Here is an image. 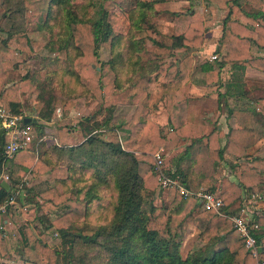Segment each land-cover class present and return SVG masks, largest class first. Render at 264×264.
Segmentation results:
<instances>
[{"label":"trees","instance_id":"16d2710c","mask_svg":"<svg viewBox=\"0 0 264 264\" xmlns=\"http://www.w3.org/2000/svg\"><path fill=\"white\" fill-rule=\"evenodd\" d=\"M72 1L22 0L20 2L23 9V23L32 19L33 16L44 18L50 16L51 6L60 11L68 8L66 9L68 17L65 16L64 23L66 24L65 32L68 33L67 41L71 38L74 46L81 52V56L74 61L76 76L81 80L82 85L84 84L83 86L93 93L90 94L84 89L78 91L77 95L93 99L94 95L100 102V108L96 113L86 115L80 122L81 129L86 134L81 143L64 147L68 143L69 130L61 125L57 131L60 146L51 145L42 154L45 156L49 153L63 164L66 163L65 177L68 178L70 171L76 172V177L72 178L75 181L83 180L84 172L90 170L88 179H85L89 182L88 187L83 191V197L79 198L70 191L69 186L59 191L51 185L45 188L38 201H35L37 195H31L34 184L43 179L42 174L45 171L54 176L61 175L60 169L57 171L51 169V166L47 164L49 161H45L43 156L35 159L34 154L27 151L28 148L18 149L11 156H5L3 146L6 133L0 127V170L4 166L10 175L9 187L6 188L3 185L0 187V202L18 186L23 175L30 171L31 176L24 183L22 182L21 192L24 193V198L22 200L17 197V199L23 204L26 203L27 212L33 211L30 217L32 220L41 218L39 211L53 212L57 208L65 209L53 219H46V226L58 229L62 236L71 235L67 239L71 251L63 255L68 264H76L75 243L78 241L75 237H80L88 247L96 249L98 253L107 255L103 263L98 264H257V260L264 261V240L262 239L264 215L253 216L257 224L253 234L258 244V254L255 258L245 247L243 238L232 227L228 217L219 215L211 209H203L198 198L190 194H181L176 185L170 184L167 187V197L172 207L167 209L154 203L158 179L154 170L153 154L159 146L170 150L179 139L188 140L189 143L183 151L173 152L175 156L172 161L173 166L165 172L189 190L201 187L212 191L214 190L215 165L223 160V152L228 151L235 158H240L245 155L246 149L255 143V130L249 124L250 115L253 112L228 108L227 114L236 119L238 127H229L226 133L219 130H212L205 135L197 133L184 117L189 98V83L182 82L179 78L184 72L180 64L189 61L186 58L175 59L173 63L168 62L165 66L166 71L171 66L174 71L172 76L175 80L178 79L177 81H162L156 93L147 92L149 84L159 73L160 64H155L151 71H148L146 65L141 62L138 55L144 43L143 39L149 35L146 33L144 35L143 28L137 22L140 20L145 22L154 4L161 0H119V6L129 11L133 27L139 29L136 32L137 37L132 35L133 38L129 39L124 47H120L121 32L114 29L113 23L116 19H112L109 11L115 5V0H99L100 16L93 23H90L88 19L79 20L71 16L69 4ZM217 2L220 8L226 11L221 34L214 49L215 53L220 54V58L215 66L209 60L201 63L205 79L207 81L217 79L219 69L225 64L231 65L240 73L245 67L264 71V55H252L250 51L254 44L259 50H264V0ZM244 3L249 7L245 8ZM134 11H137L138 15L134 16ZM187 13L188 17L180 22L179 26H175L173 33L166 36V39L171 42L170 46L165 48L166 52L172 53L176 48L186 50L201 45L205 29L203 18L195 9L188 8ZM6 15L4 14L5 17ZM5 20L8 21V17ZM146 24L153 26V23ZM20 27L21 25L17 29L9 28L5 32L9 39L12 33L19 39L21 53L18 61L27 59L32 52V47L27 46L28 43L30 44V39L20 34L23 29ZM98 41L114 53V56L106 62L99 60L97 56ZM5 42L3 40L0 43L1 56L7 55V45L10 46L8 41ZM132 56L136 58L131 59ZM5 62L11 65L13 60L6 59ZM117 63L125 67H129L131 63L136 70V74L131 76L124 88V91H129V94L123 98L116 97L114 91V87L118 85L119 76H123L118 72ZM0 69H2L0 71V107L22 112L20 108L22 105L12 87L16 86V82L21 83L26 78L19 81L15 79V82L10 83V71L4 68L1 61ZM6 83L9 84L6 85ZM226 93L219 92L218 95ZM160 100L168 115L169 129L165 132L150 118L151 107L157 106ZM254 101L257 105L255 112L264 118V96L257 97ZM114 103L132 106L133 109L127 120L109 127L114 115ZM51 108L52 105L48 100L43 107L45 119L50 120ZM27 123L35 125L34 122ZM36 127L39 129L38 137L42 136V126ZM103 127L107 130L111 129L107 139H103L104 137L98 131ZM93 130L96 131L92 132ZM223 138L224 142H222ZM139 142H143L144 147L142 152L136 153L133 147ZM63 152L67 153V160L62 157ZM259 173V168L255 166L240 165L239 179L228 183L219 193L222 208L225 211H229L228 207L235 200L241 202L243 194L247 191H256ZM62 180V178L58 179V181ZM109 183L116 191L110 221L95 227L82 228L75 234L68 231L67 224H70L76 215L85 217L88 212L86 204L100 197V189ZM84 186V184L78 185L76 190L80 191ZM11 212V207H8L4 214L11 217ZM189 225L198 230V236L204 244L183 258L180 247ZM23 229L25 231H21L20 234L22 244L16 248L18 258L31 264H56L57 250L50 246L41 235L35 233L29 225ZM258 229L263 231L259 233ZM9 238L5 233H0V255H3L7 249Z\"/></svg>","mask_w":264,"mask_h":264},{"label":"rangeland","instance_id":"374dc122","mask_svg":"<svg viewBox=\"0 0 264 264\" xmlns=\"http://www.w3.org/2000/svg\"><path fill=\"white\" fill-rule=\"evenodd\" d=\"M20 1L22 0H0V43L5 40V43L8 41L10 45H7V55H0V61L2 62L4 68L10 71V83L15 82V79L19 81L20 79L26 78L21 83L17 84L16 82V86L12 87L15 96L20 100V104L22 105L20 107L22 113L27 114L28 112H33L36 109L40 112V115H43V113H45L43 107L46 102L50 100L52 105V114H50L51 123L48 126L49 134H47L46 137L52 144H47V146L43 144L45 147L43 145L40 146L39 149L41 150L42 154L51 145H56V141L50 134V130L55 133L56 129L58 131V128L63 123L66 125L72 124L71 119L65 118L62 120L57 118V107L60 108V113L63 110L62 113L64 114L65 111H69V108H73L74 106L78 105L82 107L81 117L84 118V116L87 114L91 115L96 113L100 108V102L94 95V99L91 98L94 102H88L84 100L88 97L77 95L78 91H83L84 89H86L90 94L93 93H91L92 91L89 88L83 86L84 84L82 85L81 80H79L76 76L74 61L76 58L81 56V52L78 51L74 46L71 38H69L67 41L68 33L65 32L66 24L64 23L66 21L65 16L68 17V12L66 10L68 8H66L64 11H60L56 7L51 6L52 10L50 16L48 15L46 18L33 16L32 19L23 23V9ZM115 1V5L112 6L109 11L111 12L112 19H116V22L113 23L114 29H117L121 32L120 47H124L128 40L133 38L131 37L132 35L137 37L136 32L139 29L133 27L132 19L129 16V11H125L121 6H119V0ZM70 4L69 12L74 18L79 20L88 19L90 23H93V21L98 19L100 16L101 6L99 0H73ZM243 5L245 8L249 7V5L246 3ZM159 7L160 6L154 4L153 8L149 12V17L147 20L145 22L142 20L137 22V24H140V27L143 28L142 31H144V35L145 33L149 35L143 39L144 43L138 55L141 62L146 65L148 71H151V68L154 67L155 64L165 63L166 65L168 62L173 63V60L178 58L189 59L188 63L192 65L194 62L200 64L206 60H209L216 65V61H218L220 58V54L214 52V47L212 48V51L205 49L207 44L206 42H210L211 40L208 36L205 40L207 30L209 29V24H206L207 19H209L207 17L208 14H206V12H208L207 9L203 7L204 11H199L203 18L205 27L203 34L204 37L201 45L199 47L189 48L186 50H179V48H176L172 53H168L166 52L165 48L170 46L171 42L169 39H166V36L173 33L175 26H179L180 22L188 17V8L184 9V6H181L180 10H163L158 9ZM71 8L74 11L71 10ZM4 14H7L6 16L8 17V21L5 20L7 17H5ZM133 14L136 16L138 15V12L134 11ZM209 20L208 23H210ZM220 20L221 17L218 16V22H220ZM146 23H153V26L147 25ZM20 25V28H23L21 29L20 34L26 35V37L30 39V44L28 43L27 46L32 47V52L27 59L18 61V57L21 53L19 39L13 33L12 37L9 39L5 32L9 28L17 29ZM207 47L209 48V45ZM198 50H202L203 53L198 52ZM250 51L252 55H264V50H259L255 44L251 47ZM96 53L99 60L104 62L108 61L114 56V53L111 52L107 46L103 45L101 41H98L97 43ZM135 58V56H132L131 59ZM6 59H12L13 63L11 65L7 64L5 62ZM117 67L118 72L123 76H119L120 79L118 78V85L114 87V91L116 97L123 98L125 95L129 94V91L125 92L124 88L129 82L131 76L136 74V70H134V66L131 63L129 64V67H125V65L117 63ZM1 70L2 69H0V71ZM196 73L197 72H195V74ZM213 80L214 85H209V87L211 86L209 89H211L210 91H212L214 95L220 90H223L228 94L231 92L232 94H241L245 97V101L239 102L238 105L236 102L229 104L234 106V110H240V108L245 107V104H248L250 110L253 112L251 120L256 132V143L249 148L248 154L243 156L245 158L242 157L243 160H240L239 166H235L233 168L236 170L240 168L241 164H247L245 163L246 160L254 164L255 167L259 168V184L257 185L255 192H257L256 194H260V197L254 198L253 200L255 201V205L258 206L259 215H262L264 214V118L255 112L257 105L254 100L257 97L264 96V71L245 69L240 73L238 70L236 71V69L231 67V65L227 64L223 69L219 70L218 78ZM230 83L231 85L229 86ZM8 84L9 83H6V85ZM32 87L35 90L32 89ZM157 90L158 87L151 83L148 86L147 92L156 93ZM41 107L42 109H40ZM157 107L158 106L154 105V107H151L152 109L150 111ZM113 108H115L114 115L112 120H110L109 127L116 126L117 123L127 120L133 109L132 106L116 103H114ZM206 108L208 109V107L204 105L203 109ZM218 110L222 114L228 113L224 102L223 105L219 104ZM191 113H194V111ZM224 124H226V122ZM35 131L39 132V129L36 127ZM98 131L101 133V136L104 137L103 139H107V134L111 132V129H100ZM165 131H168V129ZM75 133V138L73 139L74 141H77L78 137L79 139L83 137L80 132ZM104 133L105 136H103ZM222 141L224 140L222 139ZM185 146L186 144L178 143V141L170 150H167L162 146L164 171L172 168L173 166L172 161L175 157L173 152L177 151L179 153L184 150ZM143 147L144 143L139 142L133 147V150L134 152L139 153L142 152ZM41 154L40 152L38 153V158L43 156L45 161H49L47 164L51 166V169H54V171L60 169L59 172L62 176L57 174L52 176L49 172L45 171L44 179L36 182L32 187L31 195H37L35 201H38L39 196L43 193L44 189L51 185L58 188L59 191H61L66 186H69L70 191H72L74 195L82 198L83 191L86 187H88L89 184V182H86L85 179H88L87 176L90 173V170L84 172L82 175L83 180L75 181L72 178L76 177V172L70 171L71 174H69L68 178L65 177V168L62 166L59 159L55 158L49 153L45 156ZM60 177L66 178V181H58ZM234 178L235 179H233V181H237L239 179L238 177ZM83 184L85 185L84 188L80 191H77V186ZM154 194V203L156 205L164 206L167 209L172 207V204L167 197V188H162L159 183H157ZM115 197L116 191L112 184L109 183L107 186L102 187L100 189V197L95 198L89 202V204H86L88 211L87 215L85 217H79L76 215L71 223L67 224L66 229L75 234L78 233L82 228L95 227L98 224L109 222L113 214L112 203L114 202ZM64 210L65 209L63 208H57L56 211L53 212L39 211L41 218H35L36 220H32L30 218L33 213L32 211L30 214L24 216V218L18 217L14 221L16 226L20 229L19 234H21V231H25V229H23L25 226L29 225L32 227L35 233L41 235V237L50 246L57 250L58 255L56 258V264H68L66 263L67 261H65V257L63 255H66V252L71 251V248L68 247L69 243L67 240L71 237V235L66 234L62 236L58 229L54 227L47 228L46 219L51 220L55 215L60 214ZM22 211L27 212L28 210L22 209ZM11 232V236L14 237L15 235L17 239L19 238L15 229ZM14 239L15 238H13V240ZM75 240L78 241L75 243L76 250L74 261L76 264H81V259H83L82 264H98L99 262H102L104 259H106L107 255H104V253H98L96 249L93 250L92 248L88 247V245H86V243H84L80 237H75ZM203 244L204 241H202L198 236V230L195 229V227L191 228V225H189L181 242L180 252L182 257L185 258L190 252L202 246Z\"/></svg>","mask_w":264,"mask_h":264},{"label":"crops","instance_id":"0c3cea01","mask_svg":"<svg viewBox=\"0 0 264 264\" xmlns=\"http://www.w3.org/2000/svg\"><path fill=\"white\" fill-rule=\"evenodd\" d=\"M217 1H222V0H161L155 3V5L160 6L158 9H168V10H180L181 6H184V9L189 8L191 9H195L199 11H204L203 7L207 9L208 12H206V14H208V18L206 21V24L208 25V30L206 33V38L207 36L209 37L210 42H206V50L212 51V48L216 46L217 43V39L221 34V30H222V22H223V18L225 16L226 11L223 8H219V2ZM222 9V10H221ZM218 16L221 17L220 22H218ZM208 20L210 23H208ZM209 45V48L207 47ZM179 50H183V48H179ZM198 52L203 53L202 50H198ZM179 60L181 58H178ZM175 60V59H174ZM182 63V62H181ZM203 63V62H202ZM181 67L183 68V76L179 78V80H181L182 82H187L189 83L188 86V93H189V98L187 101V105H186V110H185V120L187 122H189V124L191 125V127L199 134L201 135H205L206 133L212 131V130H219L223 133H226L228 131L229 127H238L237 122L235 121V119L233 118V116H229L227 113L222 114L219 112L218 107L219 104L223 105V102L225 104V107H227L230 109H233V105H230L229 103H238L239 102H243L245 101V97L242 96L241 94H228L226 93L225 95H218L219 92L223 93V90L218 91V93H216L215 95L213 94L212 91H210L211 89H209V85H214V80L213 81H207L205 79V75L204 72L201 70V63L198 64L196 62L192 64L190 63H183L180 64ZM227 64L223 65L219 70L223 69L224 66H226ZM229 65V64H228ZM165 64H160V69H159V73L157 74V77L154 78V80L152 81V84L154 86H157L159 89V86L161 84L162 81L165 80H170V81H177L178 79H174V77L172 75H174V71L173 69L170 67L167 68V71L165 70ZM215 66V64H214ZM245 69H254L252 67H245ZM244 69V70H245ZM199 71V72H198ZM195 72H197L195 74ZM214 87V86H213ZM207 91V92H205ZM210 91V92H209ZM88 102H94L91 98H87L84 99ZM226 100V101H225ZM204 105H206L208 107V109H203ZM157 108H154L151 113H150V118L155 121L159 126H161V129L163 130V132H165L166 129H169V124H168V115L166 110L163 107V103L162 100H160V103L157 105ZM216 108V110H215ZM238 108V107H236ZM240 109H246V110H250V107L248 104H245V107H242ZM214 110V111H213ZM155 111V113H154ZM192 111H194V113H191ZM34 112V113H33ZM33 112H28L23 113L25 114V121L26 122H34L35 125L34 129L36 128V126H42V131H43V135L44 134H49L48 133V126L51 123L50 120L45 119L44 116L41 114L38 110H34ZM63 112V110H62ZM60 113V115H57V118L59 119H71L72 120V124L71 125H66L65 123L62 124V126H65L69 131L67 133V140L68 143L64 145V147H71V146H75L78 145L79 143L82 142V140L84 139V136H86V134L83 132V130L81 129L80 126V122L82 121V117H81V112H82V107L76 105L73 108H69V111H65V113ZM88 115V114H87ZM85 117V116H84ZM130 117V116H129ZM128 117V118H129ZM79 118V119H78ZM127 118V119H128ZM58 119V120H59ZM252 114L250 115V120H249V124L250 126H252L254 128V125L252 124ZM80 120V121H79ZM226 122V124H224ZM37 124V125H36ZM102 129H106V127L102 128ZM96 130H93L92 132H94ZM50 134L52 135V137H54L56 144L60 146V143L58 142L57 138H58V132L56 129V132L53 133V131L50 130ZM75 132H80V134H82V138L79 139L77 141H74L73 139L75 138L74 135L76 134ZM37 133V131H36ZM84 133V135H83ZM256 133V132H255ZM42 135V136H43ZM38 136V134H37ZM224 140V138H223ZM224 142V141H222ZM178 143H184L187 144L189 143L188 140H184V139H179ZM256 143V140H255ZM254 143V144H255ZM47 146V144H52L48 141L47 137H43L40 141H36V138L33 140V142L31 143V145L29 146V148L27 149V151L29 153L34 154L35 159L38 158V153L40 152L41 154V150L39 149L40 146L42 145ZM253 144V145H254ZM43 145V146H44ZM251 145V146H253ZM44 146V147H45ZM249 146L246 149L245 154H248V150L251 147ZM134 151V150H133ZM42 155V154H41ZM62 157L67 160V153L63 152L62 153ZM245 158V157H243ZM242 157L240 158H235L230 152L228 151H224L223 152V160H221L217 165H215V170L213 173V177L215 179L213 185H214V192L216 193H220L221 191L224 190V188L228 185V183L233 179H235L234 177H240V168L234 170L233 167H235V165L239 164L240 160H243ZM245 163H247L250 166H255L254 164L250 163L249 161H245ZM62 166L65 168L66 163L63 164V162L61 161ZM238 167V166H236ZM7 172L9 174V172L7 171V169L3 166L2 169L0 170V172ZM30 175V171H27L21 181L24 183V181L29 178ZM45 174H42V178L44 179ZM225 176V177H224ZM63 180L65 179L64 177H60ZM2 185V184H1ZM5 187V186H4ZM9 187V184H8ZM7 187V188H8ZM257 192H251V191H247L246 193L243 194V199L247 200L249 202V205L252 208V216H258V206L255 205V201L253 200L254 198L260 197V194H256ZM23 192H21L19 194V199L24 198L23 196ZM250 194H253V196H251ZM240 200H235L229 207L228 210L229 211H234L236 210L238 204ZM21 203L23 204V202L19 201L17 199V202L15 203L14 207H12V214L11 217H9V215L4 214L2 216V221L5 225V235L7 233V235L10 237L8 239V246L7 249H4L2 251H4L3 255H0V263L4 262V263H8V264H31L29 262L23 261L22 259L18 258L17 255V251L16 248L19 246H21L22 242H21V237L19 234V228L16 226V224L14 223V221L18 218V217H23L30 214L32 211L29 210L30 212L25 213L24 211H22V209H26V203L21 205ZM264 215V214H262ZM191 228H193V226H191ZM17 231V234L19 236V240L17 239V237L11 236L13 230ZM259 233L261 231H263L262 229H258ZM10 232V233H8ZM12 237V238H11ZM13 238H15L13 240ZM262 239L264 240V236L262 237Z\"/></svg>","mask_w":264,"mask_h":264},{"label":"built area","instance_id":"2783aa9c","mask_svg":"<svg viewBox=\"0 0 264 264\" xmlns=\"http://www.w3.org/2000/svg\"><path fill=\"white\" fill-rule=\"evenodd\" d=\"M57 115H60V108H56ZM25 114L15 112L4 107H0V127L5 130L6 141L3 146L5 156H11L15 151L21 148H29L33 140L40 141L43 136H37L33 124L25 121ZM154 169L157 174L158 183L162 188H167L170 184L176 185L181 194L192 195L198 198L203 209L214 210L217 214L226 216L230 219L232 227L237 231L238 235L243 238L244 245L250 253L257 258L258 244L256 242L253 230L257 229V224L253 220L252 208L248 201L242 199L236 210L225 211L222 208V200L218 193L208 191L204 188L189 190L183 187L174 178L169 177L163 169V148L160 146L153 154ZM10 175L7 172H0V187L1 182L8 183ZM22 181L16 188H13L9 195L0 202V233H5V225L2 221V216L6 213L8 207H14L17 202V197L21 193ZM253 196V194H250ZM248 202V203H247ZM257 264H264V261L257 260Z\"/></svg>","mask_w":264,"mask_h":264},{"label":"water","instance_id":"95a60500","mask_svg":"<svg viewBox=\"0 0 264 264\" xmlns=\"http://www.w3.org/2000/svg\"><path fill=\"white\" fill-rule=\"evenodd\" d=\"M25 120H26V119H25ZM1 184H2L3 186H5L6 188L8 187V183L5 182V181H2Z\"/></svg>","mask_w":264,"mask_h":264}]
</instances>
